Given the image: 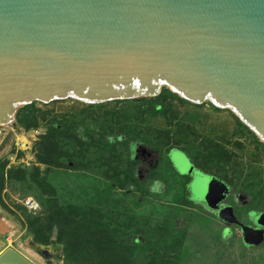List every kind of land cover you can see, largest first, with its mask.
Returning a JSON list of instances; mask_svg holds the SVG:
<instances>
[{"label": "water", "instance_id": "95a60500", "mask_svg": "<svg viewBox=\"0 0 264 264\" xmlns=\"http://www.w3.org/2000/svg\"><path fill=\"white\" fill-rule=\"evenodd\" d=\"M163 88L228 109L264 143V0H0V128L35 101L103 103ZM0 211L16 229L11 244L0 235V264H46ZM241 227L246 243L263 242L264 229ZM53 259L65 264L62 251Z\"/></svg>", "mask_w": 264, "mask_h": 264}, {"label": "trees", "instance_id": "16d2710c", "mask_svg": "<svg viewBox=\"0 0 264 264\" xmlns=\"http://www.w3.org/2000/svg\"><path fill=\"white\" fill-rule=\"evenodd\" d=\"M158 98L162 101H157ZM166 99H170L169 102L166 103ZM173 99L181 103L188 102L169 89L163 88L158 96L151 98L149 109L152 113L161 112L169 123L170 117L177 119L180 128L181 122L177 111L171 108ZM140 100L144 98L114 102L123 104ZM36 102L38 101L18 110L16 121L21 127L36 128L40 120L46 118V112L35 107ZM93 105L88 104V106ZM142 114L143 112H140L137 116L140 122L143 121ZM110 115L111 121L106 124L96 123L97 131L83 128L84 133L79 137L75 133L67 134L68 129L75 127L74 124L66 125L67 127L64 128L61 125L58 127L49 124V129L44 135L49 145L43 146V153H38L39 162L47 165L44 174L37 165L30 170L23 167L6 168L7 163L0 161V191L6 180L19 183L21 192L25 195H29L26 190L37 188L40 195H35V198L41 205L40 214L45 213V215L42 218L33 217L21 207L23 218L10 209L7 210L15 216L22 227L29 228L28 233L33 236L36 243L61 247L65 264H180L183 250L187 247L185 244L187 223L169 227L165 222H153L155 218L147 215L145 209L133 212L125 205L123 199V195H128L123 191L127 186H137L139 182L149 179L154 173V170H150L148 175L140 180L135 171L138 160L133 158L136 156V150L147 146L163 155L161 146L165 144L166 149L170 148L171 130L168 128L156 131L147 125H133L129 122L130 116L125 113L118 115L123 117L122 120L116 118L115 111H111ZM233 116L257 141L256 135L234 114ZM64 131L67 135H64ZM70 137L75 138L77 148L71 147L59 152L58 142L62 139L68 142ZM176 137L175 143L184 142V136ZM260 143L264 146V143ZM76 150H82L85 156L92 159L103 161L100 166L104 167V170H111L110 181L123 193L115 192L109 184L103 190L97 188L89 192L82 187L77 192L85 195L78 198L79 202L62 203L58 191L60 188L52 182L53 177L56 169L61 168L65 163L69 168L79 166V157L74 156ZM158 180L163 181L160 177ZM182 186L183 199L175 203L190 206L192 200L186 181L183 180ZM0 205L6 209L1 202ZM136 205L141 206V203L136 202Z\"/></svg>", "mask_w": 264, "mask_h": 264}, {"label": "rangeland", "instance_id": "374dc122", "mask_svg": "<svg viewBox=\"0 0 264 264\" xmlns=\"http://www.w3.org/2000/svg\"><path fill=\"white\" fill-rule=\"evenodd\" d=\"M140 98H144V100L123 104H116L115 100H111L103 103H92L94 104L93 106H88L91 103L74 99L55 100L49 103L36 102L35 107L46 112V118L44 120L41 119L36 128L25 129L17 121L7 127L0 128V161L7 163L6 168L23 167L26 170H30L37 165L44 174L47 165L39 162L38 153H43V146L47 147L49 145L48 140L44 138L49 129V124L58 127L61 125L63 128L74 124L75 127L68 129L67 134L74 135L75 133L79 137L84 133L83 128L97 131L96 123L106 124V122L111 121V111H115L116 118L120 120L123 117L118 115L122 113L130 116L129 122L133 125H147L156 131L169 128L173 132L177 129L178 125L174 123L175 121L172 117H170L171 122L169 123L161 112L152 113L150 111L149 106L153 97ZM169 100L166 99L165 102L167 103ZM157 101L161 102L162 100L158 98ZM171 108L173 111H177L178 119L181 123L195 130V135L190 138L193 142L191 145L193 147H196L199 136L207 130L210 124L219 125L228 122L232 123L236 120L228 109L214 108L209 102L193 104L190 102L181 103L173 99L171 100ZM140 112H143V121L141 122L137 119ZM63 133L67 135L65 131ZM170 136L172 138L171 142L174 143L172 146L174 145L176 148L183 147L184 142L178 141L175 143L177 135H174L175 138L173 135ZM77 146L75 138L72 137H70L68 142H66V139L58 142L59 152L71 147L77 148ZM144 147L150 149L147 146ZM39 148L41 149L40 151ZM166 148L167 145L165 144L161 146L163 156L156 155L159 164L152 177L139 182L137 186H127L123 190L128 193V195H123L125 205L133 212L145 209L147 215L155 218L153 222H165L169 227L187 223L188 232L185 241L187 247L183 250L180 264H264V241L258 245L248 244L243 239L239 226L221 220L211 210L202 209L196 203H192L190 206L175 203L183 199L182 183L184 179L170 172L169 164H167L165 159V155L169 150ZM252 149V146L249 145L248 150L244 153L239 151L238 156L241 157L245 154L244 159L247 160L246 153ZM74 156L79 157V166L69 168L68 164L65 163L61 168L56 169L53 177L52 182L60 188L58 191L61 194L62 203L79 202L78 198L85 195V193L77 192L82 187L86 192H89V190L94 191L97 188L103 190L109 184L115 192L123 193L120 188L110 181L111 170H104V167L100 166L103 161L85 156L82 150H76ZM143 167H145L144 164ZM144 174L145 172L143 171L138 176L140 180L145 178ZM158 177L163 181L158 180ZM20 188L21 185L19 183L6 180L3 189L0 191V202L6 206V210L10 209L24 218L21 207L25 209L26 207L21 200L25 194L21 192ZM26 191L33 198H35V195H40L37 188ZM43 197L45 198V195ZM136 202L141 203V206L136 205ZM161 205L163 206L161 207ZM259 210H261V205ZM26 211L32 214L33 217L40 216L42 218L45 215V213L40 214L41 209L35 213L29 212L27 209ZM0 220L6 223L4 225L0 221V235L8 236L9 239L16 229L1 211ZM28 229L27 226L22 227L19 244L33 253L34 251L32 252L29 246L31 241L36 242L33 236L28 233ZM37 256L39 258L41 255ZM39 259L46 264H52L53 261L51 259Z\"/></svg>", "mask_w": 264, "mask_h": 264}, {"label": "flooded vegetation", "instance_id": "af4514ba", "mask_svg": "<svg viewBox=\"0 0 264 264\" xmlns=\"http://www.w3.org/2000/svg\"><path fill=\"white\" fill-rule=\"evenodd\" d=\"M174 121L177 124V119ZM180 124V128L177 126L175 131L171 130L170 135L184 136L185 144L176 148L171 142L172 147L165 159L170 172L186 181L192 203L211 210L225 222L239 226L242 236V225L264 229L257 223L260 215L264 222V146L261 141H256L235 120L232 123L210 124L193 147L190 138L195 135V130ZM249 145L253 149L246 153L247 161L245 154L239 157L238 153H244ZM157 154L163 156L157 150L145 147L136 150L133 158L138 160L135 166L138 176L143 171L147 176L150 170L157 169Z\"/></svg>", "mask_w": 264, "mask_h": 264}, {"label": "crops", "instance_id": "0c3cea01", "mask_svg": "<svg viewBox=\"0 0 264 264\" xmlns=\"http://www.w3.org/2000/svg\"><path fill=\"white\" fill-rule=\"evenodd\" d=\"M0 221H2V220H0ZM3 222V224L4 225H6V223L4 222V221H2ZM47 246V248L45 249V248H43V247H41V256L39 257V258H41V259H45V260H53L52 261V264H56V261L53 259V255L54 256H56L57 255V252H60V251H62V249H61V247H51V246H49V245H46ZM55 248H59L60 250L59 251H57V250H55ZM33 252V251H32ZM35 253H33V255H34ZM35 256L36 257H38L37 256V254H35Z\"/></svg>", "mask_w": 264, "mask_h": 264}, {"label": "built area", "instance_id": "2783aa9c", "mask_svg": "<svg viewBox=\"0 0 264 264\" xmlns=\"http://www.w3.org/2000/svg\"><path fill=\"white\" fill-rule=\"evenodd\" d=\"M21 202L29 212L35 213L41 209L38 201L32 196L29 195L23 196Z\"/></svg>", "mask_w": 264, "mask_h": 264}, {"label": "bare ground", "instance_id": "6f19581e", "mask_svg": "<svg viewBox=\"0 0 264 264\" xmlns=\"http://www.w3.org/2000/svg\"><path fill=\"white\" fill-rule=\"evenodd\" d=\"M24 143H26V142H24ZM11 242H12V239H11V237L8 239V243L9 244H11ZM28 251V250H27ZM29 253H31L30 251H29ZM33 254V253H32ZM35 255V254H34Z\"/></svg>", "mask_w": 264, "mask_h": 264}]
</instances>
